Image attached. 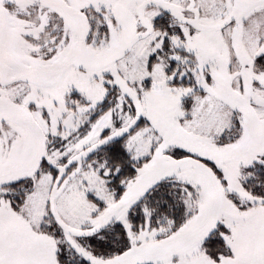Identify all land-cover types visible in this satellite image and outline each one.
I'll return each instance as SVG.
<instances>
[{"label":"snow or ice","instance_id":"snow-or-ice-1","mask_svg":"<svg viewBox=\"0 0 264 264\" xmlns=\"http://www.w3.org/2000/svg\"><path fill=\"white\" fill-rule=\"evenodd\" d=\"M0 264H264V0H0Z\"/></svg>","mask_w":264,"mask_h":264}]
</instances>
